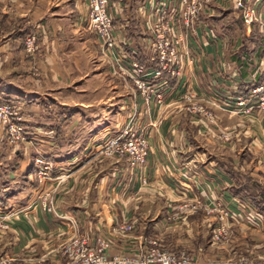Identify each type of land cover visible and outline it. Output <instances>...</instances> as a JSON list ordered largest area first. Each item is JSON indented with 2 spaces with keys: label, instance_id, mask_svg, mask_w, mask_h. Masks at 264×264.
I'll return each mask as SVG.
<instances>
[{
  "label": "rangeland",
  "instance_id": "obj_1",
  "mask_svg": "<svg viewBox=\"0 0 264 264\" xmlns=\"http://www.w3.org/2000/svg\"><path fill=\"white\" fill-rule=\"evenodd\" d=\"M142 1L139 0L137 5ZM111 2L109 0L112 15ZM245 5L253 8L256 11L255 18H260L264 23V0H247ZM31 6L41 8V12L39 9H31ZM173 6L177 9L178 3H173ZM212 10L213 16L199 17L198 22L204 28L201 29L202 39L208 38V32L216 38L209 36L212 41L208 52L222 54L223 61L216 63L221 68L219 70L234 78L237 77L238 68L240 71L245 69L247 73L260 70L262 73H258L262 83L258 87L264 85V24L256 21L246 24L231 0H223L213 6ZM45 20L60 25L54 28L55 34L52 29L40 28ZM179 22L182 24V19ZM86 23L85 5L82 3L81 7L76 8L74 0H0V107L5 105L4 109L0 108V201L7 203L23 197L35 198L42 212L54 216L58 213L56 196L63 193L61 189L73 173V165L57 157L61 144L75 151L87 148L83 152L84 156L79 158L81 164H84L79 173L80 176L84 171L95 173L104 162L116 161L104 157L96 150L105 141L117 137L130 117H135L137 127L148 139V159L149 134L140 119L155 107L159 111L156 116L174 115L169 112L170 102H167L172 93L176 94L177 102L180 103L178 112L191 118L203 119L201 125H196L197 133L201 131L203 137V141L196 137L202 144L201 148L209 154H216L227 171L230 172L234 167L246 172L247 176L241 173V178L249 183V195H236V190L231 191L233 195L228 201L209 198L180 205L170 202L165 203L164 210L160 204L164 213L161 220L158 217L152 219L153 212L144 208L141 213L144 212L147 217L139 222L138 229L132 220L117 222L111 229V235L101 231L84 236L77 233V227L74 226L72 230L75 233L68 238L64 236V241L58 245L59 257L54 262L47 260L49 258L43 259L40 254L27 252L11 255L9 251H0V261L66 264L69 259L68 254H64L66 246L75 240L84 239L89 247L94 248L97 238L101 237L109 245L106 262L110 263L118 258L133 264H146L152 259H159L163 251L191 258L196 264H234L245 259L264 262V188L255 187L262 183L259 182L262 178L260 172L253 171L254 166L259 170L264 167V153L261 152L264 144L255 142L251 137L257 133L263 135L264 107L260 108L259 103V97L263 94L254 95L253 101H249L253 90L250 92L247 81L241 82L245 87L235 104L241 101L244 104L235 105L236 109L230 112L220 108L229 113L227 117H222L206 107L199 95L189 89L183 70L178 81L169 80L170 86H175V89L165 94L162 103L153 102L147 106L145 97L132 83L124 82L109 73L108 61L101 53V44L94 33L85 29ZM177 29L184 35L189 33L183 25ZM129 32L127 35L126 30H121L117 36L124 40L131 39L130 46L138 51L139 61L142 58L144 62L141 63L147 68L151 67L144 45V32L140 28L139 31L131 28ZM32 36L35 37V49H28L26 39ZM139 39H142V44ZM194 40L190 53H203L204 48L198 43L200 40L197 41V37ZM199 64L204 66L202 61H195L193 55L191 63H185L192 69L199 67ZM212 69L217 67L212 66ZM227 103L224 102L225 105ZM248 103L256 106L249 113L242 109ZM9 126H16L21 131L15 133L8 129ZM199 126L202 129L198 130ZM104 129L106 131L94 140V135ZM72 135L73 140L67 141V137ZM237 151L239 153L234 155L231 153ZM209 154L206 156L211 157ZM36 159H42L51 167L50 180L42 185L37 182ZM21 165H26L27 169L35 168V171L26 175L24 168L21 176L13 174L14 178L9 179V168L14 167L19 172ZM64 175L68 177L64 182L54 181L56 177ZM83 180L78 179V185ZM75 191L79 189L76 187ZM215 202H222L229 212L240 216L239 223L225 218L230 227L221 241L212 238V230L223 224L219 220L220 209L215 207ZM0 216L4 217L3 214ZM9 218L10 215L7 219H0V236L7 235ZM123 223L131 224L133 230L126 234L119 233L117 227ZM112 250L117 253H112Z\"/></svg>",
  "mask_w": 264,
  "mask_h": 264
},
{
  "label": "crops",
  "instance_id": "obj_2",
  "mask_svg": "<svg viewBox=\"0 0 264 264\" xmlns=\"http://www.w3.org/2000/svg\"><path fill=\"white\" fill-rule=\"evenodd\" d=\"M138 1L112 0L111 12L118 33L121 30H126V34L129 35L131 28L139 31L138 16L135 12ZM74 4L76 8L82 6L81 0H74ZM31 9H39L41 12V8L38 7L31 6ZM58 25L47 23L45 20L40 28L52 29V33L55 34L54 28L60 26ZM127 40L131 42L129 38ZM139 40L142 44V39ZM202 40L199 44L201 48H204V52L192 55L195 61H202L204 66L199 64V67L192 69L190 65H185L184 79L189 83V89L199 95L206 107L222 117H227L229 113L220 110V108L229 112L236 109L234 108L237 105L235 102L245 87L241 82L247 81L250 84L248 88L251 92L259 84L261 85L262 79H260L259 73L262 72L251 70L247 73L245 69L240 71L238 68L236 78L229 73H223L219 70L220 66L216 65L219 60L223 61L222 54L208 52L209 43L206 39ZM141 62H144V59L141 58ZM212 66L217 69L213 70ZM172 99L175 101H171ZM177 99L175 93L167 98V102H170L169 112L175 113L174 115L156 116L159 111L155 107L149 111L147 116L140 119L144 130L149 134L150 150L145 170L147 185L141 186L138 179L129 173L126 164L120 161L104 162L97 172L84 171L80 176L79 172L84 164H81L79 158L84 156L83 152L87 148L75 151V149L70 150L61 144L57 157L63 159L62 161L65 163H70L69 165L72 164L71 172L74 174L72 173V176L70 175L68 178L71 180H67L63 185L61 189L63 193L56 196L58 213L53 216L42 212L38 208L39 205L35 198L23 197L18 200H10L7 203L0 201V214L10 215L7 235L0 236V251H9L11 255L31 252L34 255L40 254L45 260L49 258L47 260L54 262L59 257L57 255L58 245L64 241V236L68 238L75 233L72 230L74 226L77 227L76 232L84 236L91 235V232L95 234L101 231L110 234L117 222L128 220L134 221L135 227L138 229L139 222L147 217L144 212L141 213L144 208L153 212L152 219L158 217L161 220L164 216L165 203L172 202L171 204L180 205L183 202L194 203L209 198H215L216 201L218 199L228 201L233 195L231 191L236 192V190H238L236 195L248 196L249 183L241 178V173H245L244 175L247 176L246 172L239 168L236 170L234 167L235 170L232 168L233 170L231 169L230 172L227 171L222 167L216 154H209L207 150L201 148L202 144L199 140L203 141L201 139L203 137L200 135L201 131L198 132L200 136L198 135L196 125H201L203 119L200 116V118H191L183 112H178L180 103L177 102ZM139 102L141 101L139 100ZM224 102H228L229 105L226 106L227 104L225 105ZM152 126L155 128L152 129ZM200 129H202L201 126L198 130ZM104 131L106 130L95 134L94 140ZM254 135L256 134L254 133ZM251 137L255 139V142L260 141V144H264V130L263 135L257 133L256 136ZM72 140L73 135L67 137V141ZM239 151L231 153L234 155ZM261 152L264 153V150ZM208 154L211 157H207ZM253 168L254 172H260V178H262L261 181L259 180L262 183L255 187L264 188V167L261 170L255 166ZM19 169L21 171L17 172L14 167H10L9 179H13L17 174L21 176L22 169L26 175L35 171V168L27 169L26 165H21ZM79 177L84 179L79 183L80 185H78ZM76 187L79 189L78 192L75 191ZM81 190L83 192L79 195ZM160 204L163 210L159 207ZM159 224L161 223L159 222ZM112 253L116 254L117 251L112 250Z\"/></svg>",
  "mask_w": 264,
  "mask_h": 264
},
{
  "label": "built area",
  "instance_id": "obj_3",
  "mask_svg": "<svg viewBox=\"0 0 264 264\" xmlns=\"http://www.w3.org/2000/svg\"><path fill=\"white\" fill-rule=\"evenodd\" d=\"M87 9V23L85 29L94 33L101 44L102 55L108 61L109 73L112 76L119 77L124 82L132 83L133 87L140 90L142 96L145 97V105H151L153 102L162 103L165 94L171 93L175 86H170L169 80H179L183 75L185 63H191L192 54L190 53L191 43L197 37V41L202 42L201 29L203 25L198 22L199 17L213 16V6L223 2V0H143L136 7L138 16V24L142 32H144L143 40L145 48L148 51V62L151 67H145L139 61L138 51L131 47L129 40L117 36V32L113 25V16L109 9V0H81ZM178 3L175 9L173 3ZM234 8L239 11V17L246 24L253 21L264 23L260 18H255V10L242 0H231ZM179 19L183 23L180 24ZM183 25L189 31L188 35L180 33L177 29ZM200 34V36H199ZM208 43L210 39H216L209 32L206 34ZM210 36V37H209ZM205 41V39H204ZM198 42V43H200ZM26 45L28 49H35V37H27ZM174 80V81H175ZM173 88V89H172ZM260 108L264 107V85L257 87L252 91L249 101L259 94ZM255 95V96H254ZM241 101L238 106L243 105ZM228 106V105H226ZM5 105L0 108L4 109ZM256 106L250 103L243 111L247 113L253 111ZM11 110V108H10ZM235 111V110H234ZM242 111V112H243ZM13 116V115H11ZM11 125V124H10ZM10 130L19 132L21 129L16 126H9ZM121 132L117 137L105 141L100 149L96 150L108 159L116 160L126 164L129 173H132L139 181L141 186L148 183L145 170L147 166L148 139L146 135L137 127L135 117H130L126 124L121 128ZM17 130V131H16ZM90 157V156H89ZM89 157L87 160H89ZM85 160V161H87ZM37 166V182L39 185L50 180L51 167L44 163L42 159L35 160ZM67 175V174H66ZM68 177H56L54 181L64 182ZM192 178V176H190ZM215 207L220 209L219 220L222 225L216 226L212 231L214 241H221L226 236L227 228L230 227L227 219L230 218L233 223H239V214L229 212L222 202H215ZM43 207L46 205L43 203ZM195 210V208H193ZM9 215H4L0 219H7ZM256 221L255 218H253ZM226 223L228 225H226ZM133 230L131 224L123 223L117 227L119 233H129ZM94 248L89 247L86 241L75 240L71 245L66 246L64 254H68L66 264H133L132 262L123 261L116 258L112 263L106 262V252L109 245L103 238L96 240ZM153 253H158L154 251ZM158 255V254H157ZM0 264H31V263H15L9 260H1ZM146 264H196L191 258L170 254L163 251L159 259L148 261ZM220 264V263H213ZM234 264H264L250 259H245Z\"/></svg>",
  "mask_w": 264,
  "mask_h": 264
},
{
  "label": "trees",
  "instance_id": "obj_4",
  "mask_svg": "<svg viewBox=\"0 0 264 264\" xmlns=\"http://www.w3.org/2000/svg\"><path fill=\"white\" fill-rule=\"evenodd\" d=\"M23 36H25V35H23ZM172 85V84H171Z\"/></svg>",
  "mask_w": 264,
  "mask_h": 264
}]
</instances>
